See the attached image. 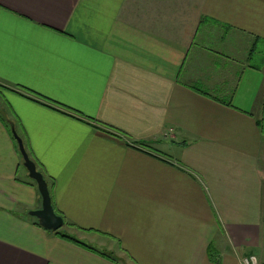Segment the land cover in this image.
<instances>
[{"label":"crops","instance_id":"crops-1","mask_svg":"<svg viewBox=\"0 0 264 264\" xmlns=\"http://www.w3.org/2000/svg\"><path fill=\"white\" fill-rule=\"evenodd\" d=\"M261 43L264 0H0V264H264Z\"/></svg>","mask_w":264,"mask_h":264},{"label":"water","instance_id":"water-1","mask_svg":"<svg viewBox=\"0 0 264 264\" xmlns=\"http://www.w3.org/2000/svg\"><path fill=\"white\" fill-rule=\"evenodd\" d=\"M11 130L14 139L18 144L19 153L23 159V166L28 171L29 178L34 180L37 184V188L41 196V208L30 211L29 215L37 219L38 225L42 229L50 232H57L64 227V219L61 215L57 214L54 209L47 181L45 180L43 174L37 170L36 164L30 159L27 151L25 150L23 141L15 131L13 124H11Z\"/></svg>","mask_w":264,"mask_h":264},{"label":"trees","instance_id":"trees-1","mask_svg":"<svg viewBox=\"0 0 264 264\" xmlns=\"http://www.w3.org/2000/svg\"><path fill=\"white\" fill-rule=\"evenodd\" d=\"M18 147V146H17ZM58 214V213H57ZM62 216V215H61ZM64 219V218H63ZM33 221H34V224L35 225H37V226H39L38 225V221H37V219H35V218H33ZM69 226L70 225V223H67L66 221H65V219H64V226ZM40 227V226H39ZM56 236H58V237H60L61 239H64L65 241H69V242H71V243H73V244H76V245H79L80 247H82V248H85V249H87V250H89V251H93V252H95V250L93 249V248H91V247H89V246H87L86 244H84V243H81V242H79V241H77L76 239H74V238H72L71 236H69L67 233H65L63 230H59V231H57V232H53ZM209 252H210V250H209ZM102 256H104V257H108V255L106 254V253H100Z\"/></svg>","mask_w":264,"mask_h":264},{"label":"rangeland","instance_id":"rangeland-1","mask_svg":"<svg viewBox=\"0 0 264 264\" xmlns=\"http://www.w3.org/2000/svg\"><path fill=\"white\" fill-rule=\"evenodd\" d=\"M263 62H264V43H261L258 45L257 50H256V56L252 59L251 63L259 65L260 63H263ZM17 146H18V144H17ZM64 227H68V226L65 225ZM64 227L61 230H63L65 233H67L64 230ZM114 256H117V254L114 253Z\"/></svg>","mask_w":264,"mask_h":264},{"label":"built area","instance_id":"built-area-1","mask_svg":"<svg viewBox=\"0 0 264 264\" xmlns=\"http://www.w3.org/2000/svg\"><path fill=\"white\" fill-rule=\"evenodd\" d=\"M256 258L255 257H250L245 259L244 264H256Z\"/></svg>","mask_w":264,"mask_h":264}]
</instances>
